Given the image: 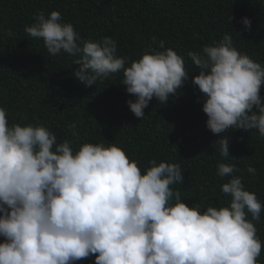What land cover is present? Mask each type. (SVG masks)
Listing matches in <instances>:
<instances>
[{
  "label": "clouds",
  "instance_id": "clouds-1",
  "mask_svg": "<svg viewBox=\"0 0 264 264\" xmlns=\"http://www.w3.org/2000/svg\"><path fill=\"white\" fill-rule=\"evenodd\" d=\"M35 19L25 34L42 40L52 56H79L73 75L85 87L122 72L127 94L136 97L128 107L141 121L154 97L167 104L189 78L184 60L171 49L125 67L111 38L81 47L73 26L59 22V12L48 18L40 12ZM242 23L250 31V21ZM188 57L200 69L192 83L206 97L207 129L216 136L258 130L264 138V68L239 53L229 35ZM215 143L227 159L229 139ZM150 164L142 174L115 145L85 143L74 153L43 126L9 127L0 108V264H76L93 256L95 264H257L262 244L247 215L259 222L262 205L240 178L221 188L230 207L201 213L171 188L184 180L178 164ZM235 171L234 164L220 163L217 175Z\"/></svg>",
  "mask_w": 264,
  "mask_h": 264
},
{
  "label": "trees",
  "instance_id": "trees-1",
  "mask_svg": "<svg viewBox=\"0 0 264 264\" xmlns=\"http://www.w3.org/2000/svg\"><path fill=\"white\" fill-rule=\"evenodd\" d=\"M53 11L60 13L61 24L73 26L81 47L86 41H115V55L125 60V67L144 54L173 50L184 60L188 80L167 104L154 97L143 120L137 119L127 103L136 97L127 94L122 72L85 87L73 75L79 56L63 51L52 56L42 40L25 34L40 12L48 18ZM245 18L250 31L242 23ZM225 35L239 53L264 68V0H0V108L9 127L43 126L57 145L67 141L74 153L85 143L115 145L142 174L152 160L178 164L184 180L171 188L181 193V202L201 213L208 207H230L231 197L221 188L240 178L244 190L262 205L259 222L250 214L247 220L262 244L257 264H264V138L258 130L242 129L213 135L202 111L206 97L192 83L200 69L188 53L218 46ZM260 96L264 100V86ZM219 139H229L227 159L219 154ZM220 163L234 164L238 171L221 178ZM76 264H95V256Z\"/></svg>",
  "mask_w": 264,
  "mask_h": 264
}]
</instances>
